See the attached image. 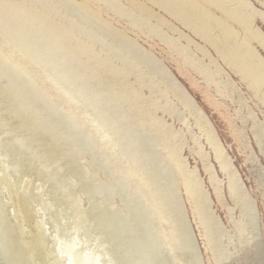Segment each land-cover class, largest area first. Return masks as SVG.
<instances>
[{
	"label": "rangeland",
	"instance_id": "374dc122",
	"mask_svg": "<svg viewBox=\"0 0 264 264\" xmlns=\"http://www.w3.org/2000/svg\"><path fill=\"white\" fill-rule=\"evenodd\" d=\"M13 1L26 4L34 12L51 11L53 16L50 20L57 26L64 24L69 28L68 22L73 20L77 23L73 28L75 39L83 42L93 53L100 54V58H107L116 69L121 68L123 74L117 77L118 85L109 77L102 79V83L110 87L99 88L103 93L98 94L109 101L120 99L119 104L99 105L98 110L117 130L115 142L123 144V138H130L134 154L137 152L136 158H140L145 166L147 164V172L153 171L149 174L155 182L152 189L160 187L161 194L167 193L171 202L168 210L173 212L171 222L178 230V242H171L165 232L167 226H161L156 217L146 218L152 205L145 203L140 193L134 192L132 177L127 181L131 186L128 189L131 196L126 194L128 197L124 201L122 194L111 190V187L123 185L111 164L124 174L129 169L124 165L125 160L119 159L108 147L104 149L96 129L86 119V113L94 114L93 110L84 105H79L78 109L66 105L62 101L61 90L46 78L43 71L11 51L0 39L1 54L23 71L26 79L44 90L54 100L58 110H72L82 126L79 133H74L72 137L66 133L62 118L47 111L42 102L36 103L32 110L18 109L15 113L19 101L27 98L6 92L8 81L0 79V160L10 166L8 173L22 187L30 180L36 181L34 186L39 188L33 194L25 188L22 192L30 210H35L37 214L40 209L39 216L44 208L61 213V218L72 216L71 210L60 208L66 203L62 196L81 192L87 194L85 197L89 201L82 210L89 208V219L85 217V223L93 228L92 236L101 233L110 242L114 259L122 264L136 259L132 239L136 232L140 233V229L160 245V264L171 259L167 252L169 244L176 253L180 250L186 261L182 264H198L194 249L201 264H264V0H222L226 9L241 18L249 31H244L237 19L229 18L213 5L204 4L216 18L224 20L235 33L237 42L244 41L241 50L248 49L251 58L243 59L242 64L224 56L228 51L227 40L223 39L214 20H208L203 26L200 18H196L194 21L201 28L199 32L184 25L161 2L155 4L151 0H139L153 14L167 21V24H159L158 27L154 18L142 16L126 0H118L124 8L132 7L135 16H142L149 25L157 26L158 36L147 38L139 33V30L147 33V25L143 27L137 23L134 26L132 17L124 20L117 10L112 7L107 9L93 0H89L87 5L93 11L100 9L101 17L111 24L110 32L103 29V25L83 21L71 7L68 9L57 0ZM116 30L123 32L126 38L115 34ZM202 31H205L204 35H201ZM179 33L185 37L179 38ZM167 39L172 42L170 45L182 47L185 57L176 53L174 45L170 48ZM82 67L85 66L78 65V71L86 70ZM121 82L129 83L141 92L145 106L156 105L157 122L179 131L176 144L184 143L182 158L187 170L193 172L188 181L189 191L182 173L177 171L169 172L170 177L165 176V181L159 182V178H164L159 174L162 175L160 163L167 156V149H173V146L169 145L166 149L152 147L156 132L148 130V135L141 133L132 107L123 102L127 91L123 90ZM92 84L98 85L94 80ZM122 95L124 97L119 98ZM202 117L208 121L217 145H210L209 132L201 122ZM17 139L23 140L22 146L17 144ZM89 148H92L90 153L86 152ZM162 167H167L166 163H162ZM21 179H24L23 182ZM38 180H42L45 186H39ZM60 185L64 187L58 189ZM2 194L0 199L4 198ZM135 196H138V206L133 203L126 205L130 197ZM36 198L40 199V206H37ZM6 210L11 211V208L6 207ZM113 214H116L114 218ZM13 215L11 213V217ZM21 219V215L17 214V221L30 229L32 222L24 223ZM12 220L16 223L14 218ZM138 221H143V226ZM75 223L77 219L70 220L69 227H74ZM151 225L155 229H150ZM90 243L93 244L92 241ZM102 250L105 248H100L101 253ZM175 263L170 260L168 264ZM0 264H5L1 254Z\"/></svg>",
	"mask_w": 264,
	"mask_h": 264
},
{
	"label": "bare ground",
	"instance_id": "6f19581e",
	"mask_svg": "<svg viewBox=\"0 0 264 264\" xmlns=\"http://www.w3.org/2000/svg\"><path fill=\"white\" fill-rule=\"evenodd\" d=\"M57 1H59L58 3L67 6L68 9L71 7L72 11L78 13V16L83 21L87 22V20H90L94 23H98L100 26L103 25V29L110 32L109 29H111V24L101 17L100 9L93 11L89 8L87 5L89 0H83V2H77L74 0ZM93 1L100 3L101 5L103 4V6L107 9H109V7L111 9L112 7L114 10H117L119 17L124 20H128L130 19L129 17H132L134 19L132 20L134 26H136L137 23L142 24L143 27H145L144 25H147V33L146 31L144 32V30H139V33L147 38H153L154 35L158 36V30L156 27L159 24H167V21L153 14V11L148 9L144 3L139 0L126 1L130 6L136 8L142 16L146 15V17L150 19L154 18L158 23L157 26L155 24L149 25V23H147L145 18H142V16H135L131 10L132 7L130 9H126L118 2V0ZM151 1L155 4H159L160 2L164 3V8L170 11L176 18L183 21L184 25L193 27L194 29L196 28L199 32L201 28L200 25L194 21L196 18H200L203 26L208 20H214L223 39L227 40L228 51L224 54V56L229 57L232 60H237L241 62V64L243 59L251 58V54L248 49L246 51L241 50L244 41L237 42L234 38L235 33L231 32L230 27L224 23V20L216 18V16L208 11L204 6V4L215 6L218 10L223 11L222 13L228 15L229 18H234L235 20L237 19L236 21L243 25L244 31H249L245 22L241 18H238L237 15L226 9L224 6L225 2L222 0ZM38 3H40V1H38ZM45 8L43 10H45ZM52 16L51 11L49 13H46L45 11L34 12L33 10H29L26 7V4L17 3L13 0H0V39L3 40V43L9 46L11 51L17 52L20 56H23V58L32 63L36 68L42 70L46 78L55 87H58V89L61 90V93L64 96L62 101H64L66 105H70L72 109H78L79 105H84L86 108H91L93 110L94 114L86 113V119L89 120L90 125L96 129L100 141L104 144V149L108 147V150L116 153L119 159L125 160L124 165H126L129 169L128 172L124 174L119 171V168L115 164H111L113 165L114 173L118 176V180L123 184H121L122 186L120 187H111V190L113 189L115 192L122 194V201H124L128 195L131 196L128 190L131 186L128 185L127 181H130V179L132 180L133 178V181L135 182L134 192L140 193L142 195L140 196L144 199L145 203L152 205V208H150L146 214V218L152 219V217H156L161 226H167L168 229L165 232L168 237L170 236L171 242L173 243L174 241H177L176 233H178V230L175 225H173L174 223L171 222L173 212L168 210L171 206V202H169L167 193L161 194L163 191L160 187L152 189L155 185V182L149 176L152 170L147 172V164L145 166L142 160H139L140 158H136L135 154L137 152L134 154L131 148L132 142L129 140L130 138H123V144L115 142V137L118 134L116 132L117 130L115 131L106 116L100 114V111L98 110L99 105L107 107L111 102L114 103V106L119 104L120 99L117 101H109L106 98H100L98 94L99 92L103 93L99 88L104 87L108 89L110 87L103 84L102 79L105 80L109 77L113 80L114 84L118 85L116 83V80H119L117 77L123 74L121 68L116 69L115 66L111 64V61L110 63L108 62L107 58H100V54L97 55L96 53H93V51L83 44V42L77 40V38L75 39L73 28H76L77 23L70 20L68 22V25L70 26L69 28H67V25L64 24H59L57 26L56 23L54 24L50 20ZM131 26L133 27V25ZM115 34L119 37H125L121 31L116 30ZM204 34L205 31H202L201 35ZM180 37L184 38L185 36L182 33H179V38ZM167 42L170 48L174 45H170L172 42L168 39ZM105 45L107 44L105 43ZM174 46L177 49L176 53L185 57V50L180 46ZM78 65L85 66L82 68L86 70L78 71ZM120 77L122 79V76ZM2 78H6L8 81L5 89L6 92H10L12 95L15 94L18 97H20L19 95H21V97L24 95L25 98H27L24 101L20 100L18 106H14L15 113L18 112V109L32 110L36 103L42 102V104L47 108V111L56 115L58 114V116L62 118V121H64L65 124L66 133H70L73 137L74 133H79L82 129V126L78 123L77 117L72 110H58L54 100H52V98L48 96L44 90L35 85L31 80L26 79L23 71L19 70L0 52V79ZM92 80L97 81L98 85H93ZM121 87L124 91H127V98L123 95L119 96V98L124 97L123 102L126 104L128 103V105L132 107L135 114V123L141 133L148 135V130L156 132L155 142H151L152 147L154 149H166L165 147H168L169 145L173 146V149H167L169 150L167 156H164L162 162L160 163L162 175L161 173L159 174L164 178H159V182L163 183L165 181V176L170 177L168 175L169 172L172 173L177 171L182 173L185 179L186 188L189 191L190 186L188 185V181L190 177L193 176V172L187 170L185 160L182 158L184 143L176 144L177 139L180 137L179 131L176 132L172 128L166 127L157 122L156 105L145 106L143 104L145 98L142 96L141 92L139 93V91L134 89L132 85L121 82ZM30 101L33 103H30ZM36 115L38 117L41 116L38 114ZM123 118L124 117H122V120H124ZM201 120L202 124L209 132L208 140L210 145H217V141L213 136V133H211V129H209L208 121H206L204 117H202ZM72 137L69 136V139L72 140ZM16 141L18 145L23 144L22 139H17ZM91 151L92 148H89L86 152L90 153ZM159 152H157V155ZM162 163H166L167 167H162ZM9 170L10 166L0 160V195L4 192V195L2 194V197L4 198L0 199V254L2 255L3 262L5 264H122L114 259L110 242L106 240L101 233L99 236L96 234L95 236H92L93 228H91L89 224L86 225L85 217L89 219V208L84 211L82 210L85 206H87V201H89L88 198L85 197L87 194L81 192L79 194L62 196V199L66 203L65 206L60 208L71 210L74 214L72 216L66 215L64 218H61V213L53 212V210L49 208H44L45 211L42 210L43 214L39 216L38 212L40 209L37 214L35 210L31 211L29 203L25 200V196L22 194L24 188L27 189L29 193L33 194L34 190L39 188L34 186L36 181L30 180L22 187L20 182L17 183V181H14L8 173ZM44 170H46V168H44ZM23 180L24 179H21L22 182ZM38 181L40 182L39 186H45V183L42 182V180ZM29 183H31L32 186L30 185V187H27ZM62 187L64 186L60 185V187L57 188L60 189ZM1 189L4 190L2 191ZM119 196L121 197V195ZM135 197L136 198L130 197V200L126 205L133 203L135 204L134 206H138L136 205L138 203V196ZM35 201L37 206L41 205L39 203V198H36ZM150 201L152 204H150ZM43 205H47V203H43ZM52 205L53 204L50 202V206ZM6 207L11 208V211H7ZM108 209L109 208H107V210ZM200 211H203V207L201 205ZM11 213H14L12 217ZM17 214L21 215L24 219L21 220H23L24 223L27 221L32 222L30 229L25 228L23 226L25 224H21L17 221ZM115 215L116 214H113L112 217L114 218ZM13 218L16 220V223L13 222ZM76 219L77 223H75V226L69 227L70 220ZM49 222L51 226L49 225ZM141 222L143 226L144 222L138 221V223ZM93 226L94 229H96L95 225ZM207 228V230H209V225ZM150 229H155V227L151 225ZM163 231L164 230H162V232ZM138 232L140 233L138 234L136 232L132 239V247L134 248L136 259H130L125 264H160L158 261L160 255V251L158 252V250H160V245L158 246L154 241H152L144 230L142 232L140 229ZM165 232L162 236L163 239L165 238ZM144 237L146 239L145 241H143ZM207 239L209 240L208 235ZM90 241H92L93 244H91ZM100 248H105L106 251L102 250L103 253H101ZM168 249V256L170 254L169 257L173 263L176 262L177 264H182V262H186L183 260V255L180 253V250H177L178 252L176 253L174 249H170V244L168 245ZM194 253L197 263L201 264L195 249ZM165 255L167 254L165 253ZM168 256L166 258H168ZM170 260L168 258V260L164 261V264L170 263Z\"/></svg>",
	"mask_w": 264,
	"mask_h": 264
}]
</instances>
